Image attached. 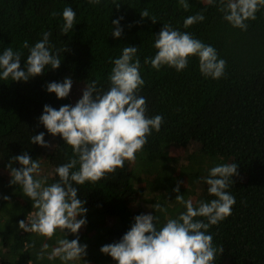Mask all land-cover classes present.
I'll list each match as a JSON object with an SVG mask.
<instances>
[{
  "label": "trees",
  "instance_id": "trees-1",
  "mask_svg": "<svg viewBox=\"0 0 264 264\" xmlns=\"http://www.w3.org/2000/svg\"><path fill=\"white\" fill-rule=\"evenodd\" d=\"M116 2L120 3L119 8L113 0H101L95 5L89 0H0V54L8 47L20 51L22 70L29 54L22 47L25 40L32 46L43 38L44 32H51L53 50L66 47V51L60 52L62 61L58 69L46 66L42 75L26 82L0 79V159L4 162L0 161V167L6 168L12 157L27 152L40 160L41 175L48 176L49 184L58 180L55 168L67 162L72 149L60 135L48 133L38 118L46 104L57 110L62 105H75L70 94L59 99L55 93H49L47 84L71 77L86 87L88 81L98 80V87L106 91L113 67L110 58L121 56L124 47L138 46L141 75L145 80L139 95L146 97L147 115H162L164 123L159 132L153 130L148 143L136 154L137 168L131 169L126 161L123 168H117L96 183L76 185L78 196L87 200L84 206L88 209L87 224L79 231L80 243L95 231V219L99 218L117 223L115 229L107 232V244L119 241L134 223L128 201L133 195L148 202L151 213H156L152 208L155 203L165 206L167 216L164 212L157 213L170 218L184 211L173 191L179 181H183L180 192L204 194L207 184L198 180L209 172H194L185 183L183 176L170 168L175 160L170 155V147L176 146L187 148L193 157L199 152L202 157L230 159L227 163L238 165L239 175L233 177L234 184L228 189L236 199L232 214L209 229L213 243L224 248L223 254L217 253L215 264H264V7L257 11L255 20L246 21L245 31L224 20L218 6L209 5L207 0H188L187 11L179 0ZM69 6L77 13L76 24L63 35L62 13ZM144 9L156 17L155 23L150 17L142 18ZM202 10L205 20L185 29L184 20ZM120 17H123L120 20L123 33L116 38L112 35V21ZM164 23L190 32L213 46L218 58L227 62L224 76L213 79L202 75L197 56L190 57L188 67L179 72L168 66L156 70L145 64V57L156 54L155 34ZM40 132L45 133V140L53 147L30 142V137ZM12 164L21 167L18 161ZM138 172L151 176L152 184L145 187L136 183ZM10 180L0 179V217L3 218L0 264H62L59 258L49 260L45 253L41 259L40 251L35 254L31 251L35 245L32 233L20 229L19 221H26L28 214L36 210L20 185L16 184L22 201L13 195L14 185ZM4 196L13 202L9 203ZM212 199L215 197L205 201ZM58 234L59 231L48 244L56 246L58 239L77 238L68 231L60 237ZM93 236L91 239L95 240ZM95 248L98 250L93 255ZM100 249V246L87 248L84 259L88 264H115ZM70 264H82V261Z\"/></svg>",
  "mask_w": 264,
  "mask_h": 264
},
{
  "label": "clouds",
  "instance_id": "clouds-1",
  "mask_svg": "<svg viewBox=\"0 0 264 264\" xmlns=\"http://www.w3.org/2000/svg\"><path fill=\"white\" fill-rule=\"evenodd\" d=\"M89 3L100 4L101 0H89ZM113 3L116 8L120 7L116 0ZM179 3L185 11L189 10L188 0H179ZM207 3L217 5L224 20L245 31L248 27L246 21L255 20L257 11L264 7V0H207ZM76 15L70 6L63 9L64 23L60 28L63 35L73 29ZM141 16L150 17L153 23L157 21L147 9L141 11ZM121 19L123 17L112 21V35L116 38L123 33ZM204 20L202 10L188 16L183 27L187 29ZM50 36L51 32H44L43 38L32 46L27 40L23 42L22 47L29 50L23 70L22 53L6 48L0 54V79L26 82L42 75L46 66L58 69L62 61L60 52L66 51V47L54 51ZM154 47L156 54L145 57L144 63L156 70L168 66L178 72L183 71L188 67L190 57L197 56L199 70L205 77L219 79L225 74L227 62L218 58L213 46L170 23H164L160 32L155 34ZM138 50V46H127L121 56L114 60L110 58L113 67L108 75V90L98 87V80H91L75 106L66 104L57 110L44 105L39 122L51 135H60L72 149L67 162L55 168L58 180L49 184L48 176L41 175L40 160L33 159L27 152L12 157L7 165L10 184L20 185L36 210L27 216V221H19V228L49 239L57 230L76 234V239H58V246L47 254L49 260L59 258L62 264L76 261L88 264L84 259L88 245L81 244L79 239L80 229L87 224L88 209L84 206L87 200L79 198L76 185L96 183L117 168H123L126 161H134L136 154L148 143L153 130L159 132L164 123L162 115H147L146 97L139 95L145 80L141 75ZM72 87L73 80L66 77L62 82L48 83L46 90L63 99L69 96ZM30 142L53 147L45 140L44 132L32 135ZM17 161L21 165L19 168L12 166ZM236 175H239L236 163L212 167L209 174L200 177L198 182L207 184L208 194L215 199L200 200L195 204L191 198L185 199L180 194L183 181H179L173 191L177 193L175 200L184 206V211L166 218L164 223H161L159 215L151 212L136 215L131 228L122 238L103 245L100 251L110 255L118 264H215L217 253L223 254L224 248H218L213 243L214 237L209 234V229L232 214L236 199L228 189L234 184L233 177ZM3 199L10 197L4 196ZM152 208L156 213L164 212L167 216V208L160 203H155ZM81 216L83 218H78ZM201 217L204 219H198ZM48 248V244L42 246L39 258H44Z\"/></svg>",
  "mask_w": 264,
  "mask_h": 264
},
{
  "label": "rangeland",
  "instance_id": "rangeland-1",
  "mask_svg": "<svg viewBox=\"0 0 264 264\" xmlns=\"http://www.w3.org/2000/svg\"><path fill=\"white\" fill-rule=\"evenodd\" d=\"M84 88H85V85L83 83L78 82L76 80H73V87H72L71 92H70V97H71L74 105L77 103V101L80 98H82ZM170 148H171L170 149V155L175 159L174 161H172L170 163L171 164L170 168L173 169L174 173L182 175L185 183L189 177L194 176V172L196 174L207 173V172H209V170L212 167H214L218 164L227 163V161H231L230 159H224V158L219 159V157H213V158L202 157L199 152L194 153V157H193L187 148H183V147L180 148V147H176V146H171ZM0 161L2 163H4L2 161V159H0ZM136 162H137L136 159L134 161H128L129 167L131 169L137 168ZM12 166L14 167L13 164H12ZM191 167L193 168L194 171L191 170L192 169ZM6 168L0 167V179H3V180L11 179L10 171H9L8 167H6ZM137 174H138V177L135 178L136 183L138 182L139 185L145 186V187H147L148 185L150 186L152 184L153 178L151 176H144L143 174H140L139 172ZM242 176H245V175L242 174ZM17 185L16 186L14 185L13 195L15 197H17L20 201H22V198L20 197L19 192H18L19 188ZM207 188H208V185L205 186V191H204V194L202 196L201 195H193V194L183 192V191L180 192V194H183L185 199L191 198L195 204L197 201H200V200L211 199L212 196H210L208 194ZM176 195H175V197H176ZM1 200H2V196H0V202H1ZM128 201H129L130 207L133 211L134 217L136 215H139L142 213L147 214V213L151 212L150 211L151 205L148 202L140 201V199L138 198L137 195H133V196L129 197ZM12 202H13L12 198H11V200L9 199V203H12ZM33 212H35V211H32L29 214H31ZM152 214L159 215L160 213H152ZM2 219L3 218L0 217V223L2 222ZM165 219L166 218H164L163 215H160L161 223H163ZM95 227H96L95 231H93L91 234H89L88 235L89 237L85 238L83 240L82 244H87L88 247H92V246L102 247L103 245L107 244V242H106L107 241V232L109 230L115 229L117 227V223L114 220H109L106 218L105 219L99 218V219H95ZM57 231H59V230H57ZM65 231H67V230H65ZM62 233L63 232L59 231V234L57 236L60 237V235H62ZM94 234H95V236H93ZM91 235L93 237H96V239L95 240L91 239V237H92ZM32 240L35 242V245L31 248V251L34 254L39 253V251H41V248L44 244L50 243V242H47L49 240V238L39 236L36 233H32ZM48 245H49V248L47 249V252H46L47 254L51 252L52 248L58 246V245L54 246L53 244H48ZM98 248L92 249V254L96 250H98ZM2 254H3V248L0 244V258H1ZM107 256H109V255H107ZM115 264H118V262L116 261Z\"/></svg>",
  "mask_w": 264,
  "mask_h": 264
},
{
  "label": "crops",
  "instance_id": "crops-1",
  "mask_svg": "<svg viewBox=\"0 0 264 264\" xmlns=\"http://www.w3.org/2000/svg\"><path fill=\"white\" fill-rule=\"evenodd\" d=\"M96 254L95 252L93 253V255Z\"/></svg>",
  "mask_w": 264,
  "mask_h": 264
},
{
  "label": "built area",
  "instance_id": "built-area-1",
  "mask_svg": "<svg viewBox=\"0 0 264 264\" xmlns=\"http://www.w3.org/2000/svg\"><path fill=\"white\" fill-rule=\"evenodd\" d=\"M30 215V214H29ZM27 220V219H26Z\"/></svg>",
  "mask_w": 264,
  "mask_h": 264
}]
</instances>
